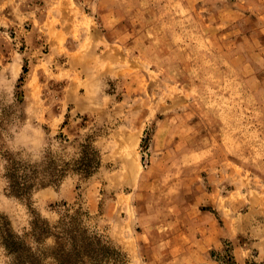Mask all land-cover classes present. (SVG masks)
<instances>
[{"label": "rangeland", "instance_id": "rangeland-1", "mask_svg": "<svg viewBox=\"0 0 264 264\" xmlns=\"http://www.w3.org/2000/svg\"><path fill=\"white\" fill-rule=\"evenodd\" d=\"M0 170V264H264V0H0Z\"/></svg>", "mask_w": 264, "mask_h": 264}, {"label": "trees", "instance_id": "trees-1", "mask_svg": "<svg viewBox=\"0 0 264 264\" xmlns=\"http://www.w3.org/2000/svg\"><path fill=\"white\" fill-rule=\"evenodd\" d=\"M75 227V232L78 231L84 234L83 237H76L71 235V249L67 256H73L78 260H68L64 259V252L61 255L57 256L55 259L57 260V264H76L80 263L83 257H88L91 260V264H125L123 260H121V253L113 249L109 246L106 241H102L101 237L97 234H88V230L85 228ZM47 229L46 225L44 224V231ZM1 230L11 239L16 238L12 235L9 227V223H5ZM78 230V231H77ZM57 236V235H56ZM59 237V236H57ZM60 238V237H59ZM4 241V238H3ZM16 242L14 244H9L7 240H5L4 245L9 253L18 252L15 248ZM113 261V262H112ZM20 264V263H17Z\"/></svg>", "mask_w": 264, "mask_h": 264}, {"label": "clouds", "instance_id": "clouds-1", "mask_svg": "<svg viewBox=\"0 0 264 264\" xmlns=\"http://www.w3.org/2000/svg\"><path fill=\"white\" fill-rule=\"evenodd\" d=\"M31 129L28 126H25L23 130L19 133H16L12 141V150L13 151H23L25 155L28 153L32 154V159L37 160L40 158V153L42 145L38 139L35 138V135H28ZM2 171V170H0ZM45 219V217L42 216ZM6 251V249H4Z\"/></svg>", "mask_w": 264, "mask_h": 264}, {"label": "crops", "instance_id": "crops-1", "mask_svg": "<svg viewBox=\"0 0 264 264\" xmlns=\"http://www.w3.org/2000/svg\"><path fill=\"white\" fill-rule=\"evenodd\" d=\"M209 260L208 256L206 257V255L203 254V257L199 258V262H207Z\"/></svg>", "mask_w": 264, "mask_h": 264}]
</instances>
